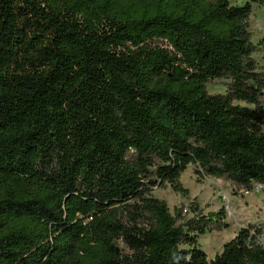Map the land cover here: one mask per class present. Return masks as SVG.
<instances>
[{
    "label": "trees",
    "instance_id": "1",
    "mask_svg": "<svg viewBox=\"0 0 264 264\" xmlns=\"http://www.w3.org/2000/svg\"><path fill=\"white\" fill-rule=\"evenodd\" d=\"M252 4L0 0V264H264L261 226L208 261L198 239L228 228L225 208L151 196L185 195L193 165L260 185L264 208Z\"/></svg>",
    "mask_w": 264,
    "mask_h": 264
},
{
    "label": "rangeland",
    "instance_id": "2",
    "mask_svg": "<svg viewBox=\"0 0 264 264\" xmlns=\"http://www.w3.org/2000/svg\"><path fill=\"white\" fill-rule=\"evenodd\" d=\"M247 0H229L231 5L241 6ZM252 42L258 45L264 39V7L252 4V12L249 19V28ZM258 52L254 58L264 70V44L258 45ZM209 94L224 93V83L214 81L207 85ZM195 167L188 165L180 175V184L186 194L175 193L169 185L164 188H154L151 196L166 202L168 210L173 214L174 209L183 206L188 208L192 202L202 210L203 214L216 212L221 208L226 210L225 222L227 229L218 233L205 234L199 237L198 244L206 253L207 260H212L222 251L223 245L232 239L237 232L248 225L264 228V208L262 207V192L245 190L235 191L228 183L215 178H203L201 180L194 174ZM187 218L191 213H187Z\"/></svg>",
    "mask_w": 264,
    "mask_h": 264
},
{
    "label": "built area",
    "instance_id": "3",
    "mask_svg": "<svg viewBox=\"0 0 264 264\" xmlns=\"http://www.w3.org/2000/svg\"><path fill=\"white\" fill-rule=\"evenodd\" d=\"M252 190H255V191H257V192H258V191L261 192V191H262V187H261L260 185H258V184H253L252 189H251L250 191H252ZM245 192H246V193H249V191H246V190H245Z\"/></svg>",
    "mask_w": 264,
    "mask_h": 264
}]
</instances>
